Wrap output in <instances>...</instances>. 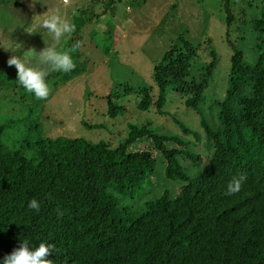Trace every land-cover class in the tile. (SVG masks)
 Returning a JSON list of instances; mask_svg holds the SVG:
<instances>
[{
  "label": "trees",
  "instance_id": "trees-1",
  "mask_svg": "<svg viewBox=\"0 0 264 264\" xmlns=\"http://www.w3.org/2000/svg\"><path fill=\"white\" fill-rule=\"evenodd\" d=\"M90 1L78 8L68 45L77 47L85 21L101 19L117 0H99L103 9ZM236 2L221 0L233 54L224 95L214 104L206 96L218 53L210 48L201 60L202 45L183 36L154 66L152 84L118 83L106 97L112 118L129 111L122 102L129 95L137 96L139 111L155 106L160 115L180 100L199 114L200 128L178 117L180 131L164 132L146 119L130 123L117 145L63 135L25 141L32 156L0 140V264L23 241L51 246L53 264H264V0H242L240 9ZM248 8L257 9L251 17ZM244 25L256 34L254 63L240 47L251 36ZM70 55L76 67L57 73L64 81L86 70L80 51ZM5 79L17 81L11 73ZM196 164L203 168L192 173ZM241 175V190L226 194ZM112 185L136 196L137 207L110 196ZM32 199L38 212L28 207Z\"/></svg>",
  "mask_w": 264,
  "mask_h": 264
},
{
  "label": "rangeland",
  "instance_id": "rangeland-1",
  "mask_svg": "<svg viewBox=\"0 0 264 264\" xmlns=\"http://www.w3.org/2000/svg\"><path fill=\"white\" fill-rule=\"evenodd\" d=\"M87 1L69 0L65 5L63 0H0V79L10 73L17 77L15 66L7 64L12 55L36 66L38 53L53 43L51 35L41 26L43 13L58 9L74 25L76 17L82 13L78 8ZM253 1L261 3L262 0ZM104 4H99V0L90 1V5L98 9H103ZM241 4L242 0H237L235 5L240 9ZM247 10L251 17L257 9ZM236 13L239 14V10ZM225 18L221 0H117L101 19L85 21L78 36L81 45H68L72 33L57 45L59 50L69 53L80 51L86 70L68 81L57 75L58 71L50 72V79L46 81L50 98L37 99L16 80L0 81V140L32 156L34 149L23 147L25 141L34 143L42 137L63 135L93 141L105 139L117 145L127 136L130 123L140 124L146 119L164 132L180 131L175 121L178 117L184 118L189 126L200 128L199 114L188 112L180 100L170 102L167 107L170 114L160 115L155 106L150 111H139L135 104L137 96L129 95L122 100L129 111L112 118L107 112L106 97L118 83L134 88L152 84L154 66L173 41L183 36L202 45L201 60L207 59L210 48L218 53L220 63L206 96L207 105L214 104L224 95L227 69L233 54L227 42L230 29ZM109 22L114 26L113 31H109ZM244 28L251 36L240 42V47L244 49L247 61L254 63L258 57L253 37L256 34L252 35L246 25ZM108 33L113 37L107 42L110 43L107 52L104 44ZM231 39L236 41V31H232ZM85 122L99 126L92 128ZM202 168L196 164L191 172H199ZM168 186L161 185V190ZM107 192L122 199L120 203L133 209L137 207L136 196L119 192L113 185ZM153 196L156 195H150Z\"/></svg>",
  "mask_w": 264,
  "mask_h": 264
},
{
  "label": "clouds",
  "instance_id": "clouds-1",
  "mask_svg": "<svg viewBox=\"0 0 264 264\" xmlns=\"http://www.w3.org/2000/svg\"><path fill=\"white\" fill-rule=\"evenodd\" d=\"M67 5L69 0H63ZM41 26L51 35L53 43L46 45L38 53V65L33 66L28 61L17 55H12L7 64L9 67L15 66L17 70V81L29 93L35 95L37 99H46L49 95V85L46 77L52 71H72L76 65L68 51L59 50L57 45L62 38L75 31V26L64 18L58 9L43 13ZM246 177L241 175L233 177L227 185L228 195H233L241 190ZM28 207L40 210V204L36 199H32ZM53 248L43 242L38 247L30 248L27 241H23L18 248H14L10 254L4 256V264H53V260L48 257L52 254Z\"/></svg>",
  "mask_w": 264,
  "mask_h": 264
}]
</instances>
